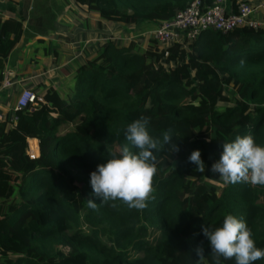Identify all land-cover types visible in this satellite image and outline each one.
Listing matches in <instances>:
<instances>
[{"label":"trees","instance_id":"obj_1","mask_svg":"<svg viewBox=\"0 0 264 264\" xmlns=\"http://www.w3.org/2000/svg\"><path fill=\"white\" fill-rule=\"evenodd\" d=\"M64 1L99 19V28L128 26L120 33L126 38L135 26L147 32L190 2ZM3 8L0 87L17 47L43 30L57 32L52 13L27 20L14 4ZM99 38L65 81V93L31 90L42 102L0 122V264H213L202 226L214 230L226 214L243 217L264 249V186L209 183L223 143L251 133L264 146V30L206 31L185 48L146 37L115 44ZM141 116L156 138L171 128L179 151L165 145L154 153V199L145 209L119 199L100 205L90 196V172L119 153L128 143L124 129ZM29 138L38 142L36 160L24 154ZM193 150L201 152L204 172L188 161Z\"/></svg>","mask_w":264,"mask_h":264},{"label":"clouds","instance_id":"obj_2","mask_svg":"<svg viewBox=\"0 0 264 264\" xmlns=\"http://www.w3.org/2000/svg\"><path fill=\"white\" fill-rule=\"evenodd\" d=\"M244 63L241 59L240 65ZM148 125L146 116L128 124L124 129L128 143L118 154L110 153L106 163L98 164L90 172V196L99 199L100 205L119 199L129 209L143 210L147 202L154 199L153 178L157 173L154 153L165 145H170L171 151L178 152L179 148L173 142L171 128L162 133L161 140L150 134ZM222 149L219 159L211 165L212 173H218L225 184L250 181L253 185L264 186V146L258 145L251 133L223 143ZM188 161L196 166V171H205L199 150H193ZM87 203L90 208L98 209L93 199H87ZM202 233L210 243L213 264H222L221 258L234 259L235 264H254L264 259V249L256 246L252 230L243 217L226 214L222 226L214 230L202 226ZM195 252L199 260L205 257L202 245L197 246Z\"/></svg>","mask_w":264,"mask_h":264},{"label":"crops","instance_id":"obj_3","mask_svg":"<svg viewBox=\"0 0 264 264\" xmlns=\"http://www.w3.org/2000/svg\"><path fill=\"white\" fill-rule=\"evenodd\" d=\"M243 1L256 8L254 18L259 22V28L264 30V0ZM7 3L14 4L19 10H24L27 20L41 21L43 17L47 18L52 13L51 24L57 32L52 35L49 29L33 34L26 43L11 53L14 63L9 69L6 66L4 75L12 85L9 89L0 90V122H3L7 114L13 110L16 98L21 91H36V88L43 91L49 87L56 89L54 86L56 81L49 79L51 73L61 72L66 74V79H70L71 73L78 67L81 60L94 53L98 38L103 36L100 33L102 29L105 28L106 32L113 35L130 29L128 26L104 23L103 27L99 28L101 23L99 19L87 15L82 9L78 10L64 0H0V12L5 10L3 6ZM230 3L231 0H224L226 9L229 8ZM122 28L124 29L121 30ZM139 28L135 26L132 30ZM141 32L147 33L145 30Z\"/></svg>","mask_w":264,"mask_h":264},{"label":"built area","instance_id":"obj_4","mask_svg":"<svg viewBox=\"0 0 264 264\" xmlns=\"http://www.w3.org/2000/svg\"><path fill=\"white\" fill-rule=\"evenodd\" d=\"M255 14L256 8L243 0H231L228 9L224 6V0H190L186 7L178 11L171 19L159 23L150 32L129 35L128 38L127 36L114 37L107 40L115 44L133 37H146L159 45L177 44L185 48L188 43L196 40L206 31L226 34L239 28L256 30L260 24L254 18ZM4 74L0 90L9 89L12 85ZM41 102V98L31 90H23L16 98L12 111H19L27 105ZM24 154L29 160L38 159L39 150L36 139H26Z\"/></svg>","mask_w":264,"mask_h":264},{"label":"rangeland","instance_id":"obj_5","mask_svg":"<svg viewBox=\"0 0 264 264\" xmlns=\"http://www.w3.org/2000/svg\"><path fill=\"white\" fill-rule=\"evenodd\" d=\"M149 27H151V26H148L147 28H149ZM124 28H122L121 30H123ZM154 29V28H153ZM102 32H100V33H102L103 34V36L100 38L101 39V41H105V40H107V39H109V38H114V36H117V34L116 35H113L112 33H110V32H106V29H102L101 30ZM141 31H142V29L141 28H139V29H135L134 30V33L137 35V34H139V33H141ZM125 32H128V30H123L121 33H125ZM120 33V32H119ZM121 36L122 35H120V37L119 38H121ZM116 42V41H115ZM52 66H54V64H52ZM51 66V67H52ZM53 68V67H52ZM66 74H64V73H61V72H57V73H51V75H50V80L51 81H56L55 82V90L57 91V92H59V93H61V94H63V93H65L66 92V88L64 87V85L65 84H67V82H65V83H63L62 81L63 80H69V78L68 79H66ZM217 161V159H213L212 160V163H214V162H216ZM209 183L212 185V186H214V187H217V188H221L222 187V185L224 184V181L222 180V178H220L219 177V174L217 173V174H214V173H212L211 172V174H210V179H209ZM252 184V183H251Z\"/></svg>","mask_w":264,"mask_h":264}]
</instances>
